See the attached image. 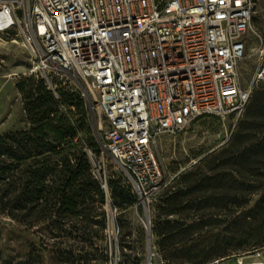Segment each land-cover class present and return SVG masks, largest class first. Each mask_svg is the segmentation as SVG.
<instances>
[{"label": "built area", "instance_id": "obj_1", "mask_svg": "<svg viewBox=\"0 0 264 264\" xmlns=\"http://www.w3.org/2000/svg\"><path fill=\"white\" fill-rule=\"evenodd\" d=\"M253 0H0V34L32 47L37 70L84 82L107 127L102 146L149 207L165 172L158 139L202 117L241 115ZM217 264V263H212Z\"/></svg>", "mask_w": 264, "mask_h": 264}, {"label": "rangeland", "instance_id": "obj_2", "mask_svg": "<svg viewBox=\"0 0 264 264\" xmlns=\"http://www.w3.org/2000/svg\"><path fill=\"white\" fill-rule=\"evenodd\" d=\"M253 1L250 30L244 37L246 57L240 67L244 87L252 83L256 71L264 63V0ZM32 47L36 51L35 46ZM32 47L16 34H0V135L29 128L22 98L16 89L22 79L39 78L55 95L56 92L65 93L61 100L66 101L73 115L77 113V99L82 100L83 106L90 111L89 122L99 146L97 152L89 147H85V152L91 174L106 198L103 216L96 208L92 218L78 219L71 236L45 224L47 229L41 233L46 243H55L54 250L73 248L78 260L75 264H147L149 255V264H183L181 258L185 254L195 256L192 264H264V169L253 181L255 186L261 182V189L244 197V204H235L234 200H191L196 193L190 191L179 200H169L176 206V214L163 216L166 207L163 195L172 186L175 192L177 189L186 192L182 182L184 175L195 170L212 175L206 162L228 146L247 109L239 116L226 119L202 117L181 132L161 135L156 153L165 172V185L157 200L144 207L135 197L124 170L102 146L107 123L96 107L94 95L74 75L59 69L37 70ZM263 89L264 81L253 84V94ZM232 177L238 178L235 174ZM212 185V182L203 183L202 191L208 195ZM118 188L127 190L133 200L131 206L121 211L112 204V192L116 190L119 194ZM234 191H229L231 196ZM148 226L150 242L147 241ZM156 226L164 234H175L179 241L167 260L156 246L158 239L152 232ZM38 236L41 234L35 229L23 232L13 222L2 219L0 264L17 260L24 251L25 242L37 240ZM47 256L46 264H65L57 263L51 253ZM60 258L67 256L62 254Z\"/></svg>", "mask_w": 264, "mask_h": 264}, {"label": "trees", "instance_id": "obj_3", "mask_svg": "<svg viewBox=\"0 0 264 264\" xmlns=\"http://www.w3.org/2000/svg\"><path fill=\"white\" fill-rule=\"evenodd\" d=\"M16 89L29 128L0 135V221L13 222L23 232L35 229L41 236L25 242L21 256L5 264H46L48 253L57 263L75 264L78 260L73 248L54 250L55 243H46L41 232L47 224L71 236L78 219L92 218L96 208L104 214L105 193L91 174L85 152V147L99 150L89 122L90 111L77 99V113L73 115L66 101L61 100L65 93L55 95L39 78L22 79ZM246 109L228 146L206 162L212 175L200 170L190 172L183 176L186 192H175L172 186L163 195L165 218L176 214V206L169 200H179L190 191L196 193L191 200H234L240 205L245 203L244 197L261 189L262 183L255 186L253 181L264 169V89L252 94ZM205 182L213 183L208 195L202 191ZM230 189L235 190L232 196ZM117 190L119 194L112 192V204L121 211L133 200L124 188ZM152 232L158 239L159 254L167 260L179 242L177 236L164 234L157 226ZM62 254L67 258H60ZM181 260L192 264L196 258L185 254Z\"/></svg>", "mask_w": 264, "mask_h": 264}, {"label": "water", "instance_id": "obj_4", "mask_svg": "<svg viewBox=\"0 0 264 264\" xmlns=\"http://www.w3.org/2000/svg\"><path fill=\"white\" fill-rule=\"evenodd\" d=\"M92 114V113H91ZM149 225V223H148ZM147 241L150 242V231H149V226H148V229H147ZM150 262V255L148 256V259H147V264H149Z\"/></svg>", "mask_w": 264, "mask_h": 264}, {"label": "crops", "instance_id": "obj_5", "mask_svg": "<svg viewBox=\"0 0 264 264\" xmlns=\"http://www.w3.org/2000/svg\"><path fill=\"white\" fill-rule=\"evenodd\" d=\"M236 262V261H235Z\"/></svg>", "mask_w": 264, "mask_h": 264}]
</instances>
